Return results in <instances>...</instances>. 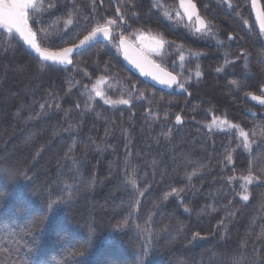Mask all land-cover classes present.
Masks as SVG:
<instances>
[{
	"label": "trees",
	"instance_id": "obj_1",
	"mask_svg": "<svg viewBox=\"0 0 264 264\" xmlns=\"http://www.w3.org/2000/svg\"><path fill=\"white\" fill-rule=\"evenodd\" d=\"M106 1L37 0L28 11L36 44L59 52L108 20L117 31ZM228 1L234 9L214 0L213 12L217 34L235 38L225 48L234 73H213L217 53L184 94L131 73L116 38L57 64L0 26V264H264V120L242 107L247 94L264 97V33L251 24L250 0ZM98 77L129 104L94 97L84 108ZM212 118L247 132L251 150L235 131L206 130Z\"/></svg>",
	"mask_w": 264,
	"mask_h": 264
},
{
	"label": "flooded vegetation",
	"instance_id": "obj_2",
	"mask_svg": "<svg viewBox=\"0 0 264 264\" xmlns=\"http://www.w3.org/2000/svg\"><path fill=\"white\" fill-rule=\"evenodd\" d=\"M56 1L58 3L61 2V0ZM89 1L91 2V0ZM94 1L100 5L101 8H103L104 0ZM219 1L223 8L234 9V7L231 6L230 1ZM258 1L261 4L260 0ZM106 2L113 9V15L119 24L117 31H115V29L111 26L110 29L111 38H116V47L119 50L120 56H122V54L119 47V38L126 37L129 42L139 48V50H141L142 53L151 61L174 74L177 77L178 84L184 85V88L181 90H178V84H176V86L170 91L162 89L160 90L165 92L175 91L177 93L184 94L186 92V87L190 85V81H193L197 88L200 87L203 82V75L207 72H211V70H209L211 68L210 62L214 61L215 59L219 60L221 58L220 61L222 63L221 66L213 70L215 75L226 78L234 73L229 70L230 68L233 70L236 68L235 65L238 63V60H232V56L228 55L229 53H226L225 48H229V46H231V42L235 38L233 35L226 34L224 32H219L217 34L219 25L221 24L216 22L217 19L215 18L213 12V9L216 8L213 3L214 0H191V3L195 4L199 16L208 24V26L201 32H197L195 30L196 18L188 21L182 14L181 9L183 8H181L179 5V0H107ZM36 8H38V6ZM29 10L30 9L27 11ZM125 11L129 12L131 22L127 20L128 18L125 15H123ZM141 11L145 13L144 18H141L140 16ZM152 15H156L157 17L155 16L156 18H149ZM250 19L251 24L256 30L251 14ZM236 20L242 27L246 29L249 27V21L245 16H243V14L236 12ZM67 22L68 20H66V24L70 25ZM174 27L177 29V33H175L176 31L174 32ZM258 33H264V31ZM141 34L149 37H157L164 42V46L160 50L159 54L141 48V41L139 40V36ZM229 37H231V39H229ZM110 40L111 39L108 41H100L109 42ZM217 53L220 54V58L216 56ZM183 54H187L191 57V67L189 70L190 73H192V77L189 82H181V76L174 70L172 66L173 62H176L177 57ZM188 59L190 58L188 57ZM232 62L234 63L232 64ZM196 69L200 73L199 76L193 75ZM217 69H220V71H217ZM261 91L263 92L264 88H262ZM251 96L264 99V97L260 94H247L245 96V100L247 102L242 106L245 116L252 119L264 120V105H260L257 101L251 99ZM247 111H251L254 114H248Z\"/></svg>",
	"mask_w": 264,
	"mask_h": 264
},
{
	"label": "snow or ice",
	"instance_id": "obj_3",
	"mask_svg": "<svg viewBox=\"0 0 264 264\" xmlns=\"http://www.w3.org/2000/svg\"><path fill=\"white\" fill-rule=\"evenodd\" d=\"M180 6L184 10L185 16H187L188 20L191 21L192 18L196 17V28L197 32H201L205 29L208 24L207 22L202 19L196 11V6L194 3H191V0H188V3L185 4V0H180ZM253 6H255V0H253ZM37 7V0H0V26H3L9 33L15 30L16 33L20 35L24 39V41L33 47L36 52H38L45 60L54 61L60 64H71L72 60L70 59L71 54L74 52V47H66L59 52H48V51H41L40 47L36 44L35 33L32 32L31 28L29 27L28 23V9L36 8ZM68 24H71V19L68 20ZM115 21L108 20L103 24H98L94 28L91 29L88 35H85L82 40L79 41V44L76 45V48L83 47L88 44L90 41H93L97 37H103L104 39H111V29L110 26L113 25ZM261 30L264 31V20H261ZM231 39V37H229ZM139 40L143 43L147 41L148 43L145 44V47L149 51L156 52L159 54L160 50L164 46V42L157 38V37H149L141 34L139 36ZM119 47L124 50L125 58L128 59V40L126 37L119 38ZM181 60H183V56H181ZM151 64V61H148ZM136 66L140 68L141 72L145 75H150L153 80H157L161 84H166L171 86L172 84H178L177 77L172 75L171 73H164L166 78H162L161 75L158 73L162 70L159 68V65H154L157 71H149L145 72L143 65L137 63ZM220 71V69H217ZM197 76L200 75L199 72L196 73ZM104 78L98 79L96 81V86L93 87L92 91L95 92L96 96L102 97L103 92L101 91L100 85L103 84ZM178 87L183 89V84H178ZM253 100L260 99L259 97L253 96ZM261 103H264V99L260 100ZM105 103H119V104H129V100L121 99L119 101H108L105 100ZM177 123L181 122V117L179 115L176 116ZM224 124H228V121H223ZM232 128H237L241 137L244 138V146L246 148L250 147L248 143V134L245 133L242 129H239L237 125H230ZM228 161L232 160L231 155L227 157ZM195 175V172H193ZM191 179V177H189ZM255 177L249 175L243 177V183L240 187L243 189L244 193H247V185L251 184ZM133 188H135V182H132ZM241 200L248 201L249 196L247 194L241 195ZM167 199V197H165Z\"/></svg>",
	"mask_w": 264,
	"mask_h": 264
},
{
	"label": "water",
	"instance_id": "obj_4",
	"mask_svg": "<svg viewBox=\"0 0 264 264\" xmlns=\"http://www.w3.org/2000/svg\"><path fill=\"white\" fill-rule=\"evenodd\" d=\"M188 3V0H185V4ZM179 5H180V0H179ZM182 10V14L185 16L184 14V10ZM197 11V10H196ZM250 14L252 17V20L254 22L255 28L258 32H263L261 30V20H264V13L261 7V4L259 3L258 0H255V6H253V0H251L250 2ZM185 18L188 20L187 16H185ZM193 18H196L195 16ZM192 18V19H193ZM189 21V20H188ZM13 32H15V30H13ZM16 33V32H15ZM16 35L19 37V39L23 42V44L28 48V50L33 53L34 55H36L37 57H39L42 60H45L38 52H36V50L31 47L29 44H27L24 39L22 37H20V35L18 33H16ZM100 40H104V41H108L109 39H104L102 36L101 37H97L96 39H94L93 41H90L88 44H86L83 47H79L76 48L74 46V52L71 54V56H73L74 54H77L83 50H85L86 48H88L89 46H91L92 44L100 41ZM148 42H141V48L145 49L148 51V49L145 47V44H147ZM78 45V44H77ZM41 49V48H40ZM121 50V61L124 64V66L133 74H135L137 77L143 79L144 81H146L147 83L151 84L152 86L158 88V89H162V90H167L170 91L172 90L176 84H172L171 86L166 85V84H161L159 83L157 80H153L152 77L150 75H145L141 72L140 68H138L136 66L137 63L143 65L145 72H149V71H157V69L154 67V65H157L156 63H154L153 61H151L148 57H146L141 50H139V48H137L134 44H132L131 42L128 41V48H127V53H128V59L125 58L124 55V50L122 48H120ZM41 51H46L41 49ZM50 52V51H48ZM52 52V51H51ZM54 53V52H53ZM70 56V57H71ZM47 62L50 63H57L54 61H50V60H45ZM148 61H151L152 63L149 64ZM60 64V63H57ZM159 68L162 70L161 72H159L158 74L162 76V78H166L164 76V73H170L169 71L163 69L162 67L159 66ZM172 74V73H171ZM174 75V74H172ZM252 99V96L250 97ZM260 99H257L255 101H257L260 105H264V103H261ZM248 114H254L251 111H247ZM263 118H264V114H263ZM180 124V123H178Z\"/></svg>",
	"mask_w": 264,
	"mask_h": 264
},
{
	"label": "rangeland",
	"instance_id": "obj_5",
	"mask_svg": "<svg viewBox=\"0 0 264 264\" xmlns=\"http://www.w3.org/2000/svg\"><path fill=\"white\" fill-rule=\"evenodd\" d=\"M32 32H34V31L32 30ZM36 37L37 36H36V33H35V39H36ZM43 50H45V49H43ZM181 56H183V60H181ZM181 56H178L177 57L176 62H173L172 66H173L174 70L181 76V78H180V79H182L181 82H183V81L189 82V80H191V77H192V73H190V70H189V68L191 67V61H190L191 60V57L188 56L187 54H185V55L183 54ZM188 57L190 59H188ZM251 68H252V64H249V67L246 68V69H244L245 70V74L248 71H250ZM197 72H198V70L196 69V71L193 73V75L194 76H197L196 75ZM101 78H104V81H105L103 84L100 85L101 91L103 92V96L102 97H98V96H96L95 92L92 91V89H93L94 86H96V81L98 79H101ZM97 80L95 81L94 85L91 86L90 89L87 90V92H88L87 95H88V97L90 99V103L91 104L89 106H86V107L83 106L84 108H89L93 104L94 97L97 98L106 107H119V106H124L125 105V104H119V103H105V100L112 101V102L119 101V100H113L112 97L108 96V94L106 92V88H107V86H108V84L110 82L109 79H107L105 77H98ZM178 90H181V88H178ZM208 114H209V112H208ZM209 115L212 116V113L209 114ZM223 121H225V119L212 118L211 122L209 124L205 125V129L206 130H209V131H222V132L235 131L237 133V136L239 137V139L244 144V138L240 136L239 131L237 130V128H232V127H230V125H233V124H231V123L224 124ZM226 121H228V120H226ZM238 128L240 129L239 126H238ZM248 143L250 144V147H248L246 149L247 150H251L252 142L249 139V137H248ZM254 181H255V179L253 180V182ZM249 185H247V188H248ZM242 195H244V194H242Z\"/></svg>",
	"mask_w": 264,
	"mask_h": 264
}]
</instances>
